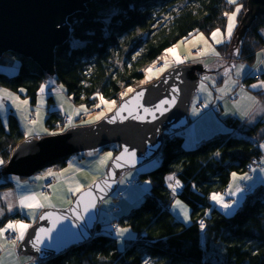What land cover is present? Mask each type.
<instances>
[{"label":"trees","instance_id":"trees-1","mask_svg":"<svg viewBox=\"0 0 264 264\" xmlns=\"http://www.w3.org/2000/svg\"><path fill=\"white\" fill-rule=\"evenodd\" d=\"M237 4L244 7L237 28L240 34L248 0ZM236 6L228 0L91 2L86 12L67 18L70 40L55 51L54 77L76 105L94 109L100 97L119 103L131 93H127L129 89L145 80L149 65L168 49L198 33L210 36L217 29H225V13L233 12ZM263 31L264 14L255 19L241 40L242 62L252 63L256 50L264 46ZM228 47L226 44L219 49ZM13 58L20 60V65L12 77L2 69L0 90L5 88L28 99L33 109L48 74L15 53H5L0 65L10 64ZM49 101L55 103L53 97ZM224 123L227 132L194 147H189L181 134L166 135L158 160L139 173L141 180L150 181L149 193L139 206L115 219L138 235L123 251L113 235L101 233L43 264H264V185L256 189L248 186L256 171L249 165L256 159L257 169L261 167L258 147L264 140L260 136L264 121L248 125L228 118ZM46 125L51 131L62 130V116L49 109ZM24 140L17 116L11 112L4 122L0 111V160L4 162L0 165L11 159ZM112 147L116 154L119 145L98 150ZM70 158L49 167L66 168ZM233 174L251 177L241 186L252 192L244 196L236 212L228 215L213 205L211 197L224 194L228 188L230 191ZM169 175H174L180 186L171 189L166 180ZM9 178L5 169L0 170V193L14 187ZM175 197L191 210L190 225L177 221L170 212ZM228 201L231 203L233 197ZM200 219L205 221L203 228L198 224ZM11 220L13 217H7L4 222Z\"/></svg>","mask_w":264,"mask_h":264},{"label":"water","instance_id":"water-1","mask_svg":"<svg viewBox=\"0 0 264 264\" xmlns=\"http://www.w3.org/2000/svg\"><path fill=\"white\" fill-rule=\"evenodd\" d=\"M95 1L99 0H0V59L5 53H15L54 76L55 51L70 37L66 18L85 12ZM262 14L264 0H248L242 31L236 32L228 55L240 57L246 30ZM202 70L200 64L168 70L158 80L136 89L97 124L40 140L30 138L18 146L6 173L31 178L60 159L119 145L106 175L78 194L70 208L45 210L39 216L19 248L21 255L46 261L95 237L99 208L116 190L120 174L158 158L165 131L179 132L189 125V107L198 93L197 74ZM140 92L143 95L137 99Z\"/></svg>","mask_w":264,"mask_h":264},{"label":"rangeland","instance_id":"rangeland-1","mask_svg":"<svg viewBox=\"0 0 264 264\" xmlns=\"http://www.w3.org/2000/svg\"><path fill=\"white\" fill-rule=\"evenodd\" d=\"M240 1L241 0H237V3ZM231 13H229V15ZM228 22L227 16V26ZM227 26L223 30L217 29L221 33V35L217 37V39L222 41L221 43H217L216 40L212 38V34L208 36L204 33H198L189 40L179 43L173 48V50L175 49L173 53L167 51L160 60L149 65L146 70L145 80L140 82L136 87H133L131 91H127V93H132L135 89H138V87H143L147 85L148 82L159 79L171 67L182 64L183 59L185 58L187 63L184 67L188 68L200 64L203 68L202 72L197 74L200 78L199 90L193 98L189 108V117L193 120V123L197 126H204L208 124V122L213 123L215 118L222 121L228 117H236L235 115H241L244 119L245 117L251 116L252 119L243 121L244 123H248V125H254L259 121H264V84L261 83L264 82V47L260 46L256 50L254 54L255 58L252 63L242 62L240 60L242 59L241 55L240 57L229 55L232 59L226 62L224 60L215 61L216 59L208 58L209 56H217L215 53H219V55L221 53L225 55L229 53L231 42L227 44L229 47L226 48V50L219 49L220 46H223L222 44L224 43L225 38H229L227 34ZM213 49L215 50V53L212 51ZM176 56H179L182 62H177ZM12 60L16 62L18 66L20 65V60L16 58L9 59L8 62H11ZM165 63L168 65L167 68L164 67ZM3 64L0 65V72L4 70V73L9 75V77H12L14 71L12 70L11 65L9 63L5 65ZM159 64L162 67L161 71L157 70ZM257 65L261 66V68ZM148 69H151V72H149ZM254 69L255 71H253ZM247 77L252 80L250 84L244 83V80ZM253 85H257V87L253 88ZM1 91L15 96V101L11 105H2L8 101L5 97L0 101V111L3 121L7 122L8 115L12 112L17 116L25 137L35 139H40L41 137L49 135L62 134L63 132V130L51 131L47 127L46 120L49 109H54L61 116H69L74 122L76 129L97 124L116 110L120 104L118 102L112 104V101H108L104 98L102 100L100 97L98 106L94 109H89L85 105H76L67 95L63 85L59 84L56 78L52 75L48 76L42 84L37 106L33 109L28 99L8 91L5 88H2ZM234 93L238 94V98H232ZM50 97L54 98V104L50 103ZM200 100L204 102L205 106H214V111L198 109ZM24 101H27V103L25 104ZM105 101L107 103H105ZM221 107L223 108V111L221 110ZM100 113H103L104 115L101 116L100 119H96V116ZM227 131L228 130L225 126V128L185 142L189 147H194L213 135ZM260 136L264 137V128L262 129ZM258 150L261 152L262 157V160L259 162L261 167L256 169L253 178L248 181V186L254 189L264 185V140L260 143ZM108 153H111V157L107 155ZM114 155L113 147L110 150L103 152L99 150L89 151L84 154V157H79L78 155L72 156L70 158V164L61 172H59L60 170L57 169V166H52L38 174L36 173L33 177L28 179L11 176L14 187L0 193V227L3 223L4 227L10 223V221L7 223L4 222L7 217H13L21 211V213L27 218L21 223L29 225L25 231L26 235L30 227L36 223L40 214L45 210H63L68 208L72 204L74 196L89 187V185L102 179L106 175L108 166ZM152 162L154 163L156 161H151L137 169L126 171L127 178H133L135 174H139L140 171L146 169V167L152 164ZM235 176V179L232 178L229 191L233 197V201L230 203L225 200L222 195L217 194L223 198V203L231 204V208L225 209L223 208L222 203L211 199L213 205L219 207L228 215H231L239 209L238 207L242 204L245 195L243 188V191L241 192L236 191L237 188L243 184L245 179H240L242 175L235 174ZM54 177L57 178L59 182L55 185L53 194L50 196L47 195L49 200L45 201V194L42 193V188L45 183L44 181ZM169 177H173V179L170 180ZM166 180L171 189H173L174 186H177V180L174 175L167 176ZM149 187L150 181L148 180H142L138 187L132 188H126L125 182L122 181L118 187L119 191L123 193L122 197L115 199L117 196H111L104 202L101 216L108 219L110 224L102 227L99 231L100 233L111 234L116 237L118 247L121 251L125 249L126 242L137 238V234L131 227L122 225H120L119 231H115L112 224L113 219L126 215L131 209L139 206ZM70 188H79V190L69 191ZM16 196L20 198V201L23 197L35 196V201H27L26 203L51 204L54 206H21L20 202H15ZM177 201H180L179 205L177 204ZM118 206L122 208V211L114 214L112 208ZM185 211L187 212V216H185ZM171 212L177 221L186 225L192 223L191 210L185 205V203L176 197L171 205ZM120 229H127L128 231L121 234ZM11 247V244L4 240L3 236H0V264H19V260L26 261L31 259L33 261L35 259L34 257L18 258L17 254L11 249ZM147 264H150V262H147Z\"/></svg>","mask_w":264,"mask_h":264},{"label":"bare ground","instance_id":"bare-ground-1","mask_svg":"<svg viewBox=\"0 0 264 264\" xmlns=\"http://www.w3.org/2000/svg\"><path fill=\"white\" fill-rule=\"evenodd\" d=\"M247 11H248V7H247ZM86 12V11H85ZM246 14V13H245ZM75 15V14H74ZM72 17V16H71ZM67 18H69V17H67ZM67 18H66V21H67ZM68 23V22H67ZM70 34H71V31H70ZM70 40V37H69V39L66 41V43L68 42ZM224 45H226V44H224ZM176 47V46H175ZM264 47V46H263ZM173 49V48H172ZM165 55V54H164ZM4 56V55H3ZM18 56H20V55H18ZM22 57V56H21ZM220 57H222V58H220ZM23 58H25V57H23ZM208 58H211V59H216L215 61H218V60H224L225 62L226 61H228V60H231L232 58L231 57H229V55L227 54V55H225V54H220V55H217V56H209ZM26 59H28V58H26ZM31 60V59H30ZM34 62V61H33ZM35 63V62H34ZM187 63V61H186V59L184 58L183 59V62H182V64H180V65H178V66H174V67H171L169 70H171V69H177V68H180V67H184L185 66V64ZM12 64H13V61H11L10 62V65H11V68H12ZM36 64V63H35ZM258 67H260L261 68V66H259V65H257ZM18 65L16 66V70L18 69ZM187 68V67H186ZM6 69V68H5ZM13 70V69H12ZM16 70H13L14 72L16 71ZM157 70L158 71H161L162 70V67H161V65L159 64L158 65V67H157ZM253 71H255V69L253 70ZM4 72V71H3ZM264 73V72H263ZM198 74H200V73H198ZM48 76H50V75H48ZM55 76V75H54ZM249 77V76H248ZM248 77L244 80V83H245V81L248 79ZM254 77V76H253ZM156 80H158V79H156ZM155 80V81H156ZM154 82V81H153ZM152 83V82H151ZM150 84V83H149ZM149 84H147V85H149ZM147 85H145V86H147ZM139 88V87H138ZM136 90V89H135ZM134 90V91H135ZM133 91V92H134ZM132 92V93H133ZM132 93H130L129 95H131ZM234 94H236V98H238V94L237 93H234ZM233 94V95H234ZM128 95V96H129ZM128 96H126V97H124L119 103H121L124 99H126ZM233 98V97H232ZM192 103V102H191ZM199 105H202L203 107H205V105H204V102H200L199 104H198V109H201V110H203ZM190 106H191V104H190ZM212 107H214V106H212ZM190 108V107H189ZM215 109V108H214ZM214 109L213 110H211V108H208V110H210V111H214ZM219 113H220V111H219ZM188 114H189V112H188ZM107 117V116H106ZM69 121H71V123H69ZM62 122H63V128H62V130H63V132H62V134H64L65 132H67V131H69V130H72V129H75V125H74V122L72 121V119L69 117V116H67V115H64V116H62ZM189 122H191L190 121V119H189ZM189 125H190V123H189ZM188 125V126H189ZM188 126L186 127V128H188ZM186 128H184L183 130H181V131H179V132H173V131H171V130H167V131H165L164 132V134H165V140H166V135H168V136H172V135H174V134H181L182 136H183V131L186 129ZM59 130H61V129H59ZM57 135H59V134H57ZM61 135V134H60ZM50 136V135H49ZM49 136H45V137H49ZM184 137V136H183ZM42 138H44V137H41L40 139H42ZM27 139H30V138H26L25 137V140H27ZM33 139H35V138H33ZM40 139H35V140H40ZM24 140V141H25ZM23 141V142H24ZM112 146V145H111ZM16 151V150H15ZM118 151H119V149H118ZM15 153V152H14ZM85 154V153H84ZM84 154H78V155H80V157H84ZM13 156V155H12ZM160 156V155H159ZM72 157V156H71ZM12 158V157H11ZM159 158V157H158ZM158 158H156V159H154V160H152V161H157L158 160ZM11 160V159H10ZM9 160V161H10ZM256 160V159H255ZM255 160H253L252 161V163L255 161ZM261 160H262V158H261ZM9 161L6 163V164H4V165H0V170H2V169H5V171H6V169H7V165H8V163H9ZM257 161V160H256ZM71 162V161H70ZM70 162H69V164H70ZM151 162V161H150ZM155 163V162H154ZM153 162H152V164H154ZM251 163V164H252ZM68 164V165H69ZM250 164V165H251ZM51 165V164H50ZM250 165H249V167H250ZM257 167H259V166H257L256 164L254 165V167L252 168V170L254 171L255 169H257ZM47 168H49V165L47 166V167H45L44 169H42V170H40L39 172H41V171H43V170H45V169H47ZM57 169L58 170H60L59 172H61V171H63V169H65V168H60V167H58L57 166ZM250 169V168H249ZM129 171V170H128ZM39 172H37V174L39 173ZM126 172V171H125ZM125 172H123V173H121L120 174V177H119V179H118V185H117V188H116V190L111 194V196H117L115 199H119L120 197H122V195H123V193L122 192H120L119 191V189H118V187H119V185H120V183L123 181V182H125V184H126V188H132V187H138L140 184H141V179H140V175L139 174H135L134 175V177L133 178H127V174L125 173ZM142 171H140V173H141ZM8 175V174H7ZM11 176H13V175H9V179L11 180ZM16 177V176H15ZM20 178V177H19ZM137 178H138V180H137ZM21 179H28V178H21ZM12 181V180H11ZM45 183H44V185H43V188H42V193L43 194H45V195H48V196H50V195H52L53 194V189H54V187H55V185L59 182L58 180H57V178H51V179H47V180H45L44 181ZM45 186H51V191H48V190H45L44 191V188H45ZM151 187V186H150ZM150 187H149V189H148V191H147V193L143 196V199L142 200H144V198H145V196L149 193V191H150ZM230 187V186H229ZM88 188V187H87ZM87 188H85V189H87ZM240 189H244V191H245V195L244 196H248V195H250L251 194V192H252V189L251 188H249V187H247V186H240L239 187ZM246 188L247 189H249V194H247L246 193ZM84 189V190H85ZM10 190V189H9ZM84 190H82L81 192H83ZM80 192V193H81ZM225 193L224 194H220V195H222L223 197H224V199L225 200H229V198L230 197H232V195L229 193V188H228V190H226V191H224ZM80 193H78V194H80ZM175 193V192H174ZM78 194L76 195V196H74V200H75V198L78 196ZM217 195V194H216ZM111 196H109V197H111ZM108 197V198H109ZM107 198V199H108ZM106 199V200H107ZM74 200H73V202H74ZM105 200V201H106ZM104 201V202H105ZM15 202L16 203H19L20 202V198L18 197V196H16V198H15ZM73 202H72V204H73ZM104 202L101 204V206H100V208H99V214H98V225H97V228H96V231H95V237L98 235V234H101L100 233V229L102 228V227H104V226H106V225H108V224H110L109 222H108V219H106V218H103L102 216H101V211L103 210V206H104ZM71 204V205H72ZM70 205V206H71ZM70 206L68 207V208H70ZM68 208H66V209H68ZM66 209H63V210H66ZM122 208L121 207H113L112 208V212L114 213V214H117V213H119L120 211H122L121 210ZM50 210H54V209H50ZM169 210H170V212H171V206H170V208H169ZM172 213V212H171ZM18 215H19V217L18 218H14V216H13V220H11L10 222H22V221H25L27 218L24 216V214L23 213H21V211L20 212H18L17 213ZM41 215V214H40ZM174 216V215H173ZM39 218V217H38ZM119 217H117V218H115V219H118ZM115 219H113V222H112V224H113V229L115 230V231H119V228H120V224L116 221L115 222ZM176 219V218H175ZM38 220V219H37ZM201 221H203V225L205 226V221H204V219H200L199 220V222H198V224L201 226ZM36 223H37V221H36ZM35 223V224H36ZM34 224V225H35ZM33 225V226H34ZM4 226L3 225H1V227L0 228H3ZM32 227H30V229H31ZM29 229V230H30ZM9 231H12L11 229H9L4 235H3V239L4 240H6L7 242H9L10 244H11V249L17 254V256H18V258H20V257H29V256H23V255H21L20 254V252H19V248H20V246H21V244H22V242H23V240L25 239V237H26V235L24 236V238H23V240H20L18 237H19V232L18 231H15L17 234H13V233H10ZM27 234V233H26ZM102 234H104V233H102ZM144 236H145V234H144ZM94 237V238H95ZM93 238V239H94ZM116 238V237H115ZM137 238H138V235H137ZM137 238L135 239V240H137ZM13 239H15L16 240V244L15 245H13L12 243H11V241L13 240ZM92 239V240H93ZM117 239V238H116ZM127 243V242H126ZM86 244V243H85ZM118 244V243H117ZM128 245V243L125 245V247ZM73 248H75V247H73ZM119 248V247H118ZM71 250V249H70ZM68 252V251H67ZM0 255H1V252H0ZM64 255V254H63ZM32 258V257H31ZM35 259L32 261L31 259L30 260H26V261H22V260H19V264H43V263H45V262H47L48 260H46V261H41V260H39L38 258H36V257H34ZM57 258V257H56ZM52 259H54V258H52ZM50 260V259H49Z\"/></svg>","mask_w":264,"mask_h":264},{"label":"snow or ice","instance_id":"snow-or-ice-1","mask_svg":"<svg viewBox=\"0 0 264 264\" xmlns=\"http://www.w3.org/2000/svg\"><path fill=\"white\" fill-rule=\"evenodd\" d=\"M229 3H230V4L237 5V6L235 7V10H234L230 15H229L228 13H225V15L228 16V21H229V22H228V26H227V34H228V37L231 38L232 31H233V28H234V26H235V22H236L237 15L240 13L241 8L243 7V5L237 4V0H229ZM219 35H221V33L219 32V30H217V31H215V32L212 33V38H213L214 40H216L217 43H221V42H222L221 40L217 39V37H218ZM201 38H202V37H201ZM168 51H169V52H174L173 49H168ZM212 51L215 53V50H214V49H213ZM201 54H203V53H201ZM215 54H216V55H219V53H215ZM174 55H175V53H174ZM176 60H177V62H182V61L180 60V57H179V56H176ZM164 67H165V68L168 67L167 63H165ZM148 71L151 72V69H148ZM261 83L264 84V82H261ZM252 87L255 88V87H257V85H253ZM42 90H43V89H42ZM129 91H131V89H129ZM142 95H143L142 92L138 93V94H137V99H138L140 96H142ZM101 99L103 100L102 97H101ZM24 103L26 104L27 101H24ZM105 103H107V102L105 101ZM111 103H112V104H115V101H112ZM164 103H167V101H165ZM125 107H126V105H125V106H122L120 110L123 111ZM145 111H148V110L145 109ZM103 115H104L103 113H100L98 116H96V119H100L101 116H103ZM69 123H71V121H69ZM30 134H31V133H30ZM127 151H128V150L125 149V152H127ZM107 155H108L109 157H111V153H108ZM130 155H131V156H134L135 153H131ZM3 163H4V162H3L2 160H0V164H3ZM233 178H234V179L236 178L235 174H233ZM169 179L171 180V179H173V177H169ZM240 179H251V177H246V176H245V177H240ZM176 184H177V186H179V181H177ZM89 187L91 188V185H89ZM78 190H79V188H76V189H71V188H70V189H69V191H78ZM236 191H237V192H241V191H243V189L237 188ZM88 195L90 196L91 193L89 192ZM211 199L214 200V201H217V202L222 203V206H223V208H225V209H228V208H231V207H232L231 204L223 203V198H222L221 196L216 195V194H213L212 197H211ZM44 200H45V201H48V200H49V197H48L47 195H45V196H44ZM27 201H35V196L23 197V198L21 199V201H20L21 206H28V207H53V206H54V205H51V204H40V203H32V204H28V203H26ZM177 204L179 205V204H180V201H177ZM93 207H94V204H93ZM86 211H87V209H86ZM48 215L51 216V213H49ZM185 216H187V212H186V211H185ZM42 218H43V217H42ZM200 223H201V228H203V227H204V225H203V221H201ZM28 227H29V225L24 224V223H21V222H10V223L7 224L4 228H0V236H3V235H4L9 229H11V230L14 231V232H15V231H19V237H18V238H19L20 240H23L24 235H25V231H26V229H27ZM40 231H41V232H45L46 230H45V229H41ZM127 231H128L127 229H120V233H121V234H123L124 232H127ZM49 238H50V237H49ZM36 242H37V243L40 242L39 237H37V241H36ZM11 243H12L13 245H15V244H16V240L13 239V240L11 241ZM34 246H35V245H34ZM37 250H39V249H37Z\"/></svg>","mask_w":264,"mask_h":264},{"label":"crops","instance_id":"crops-1","mask_svg":"<svg viewBox=\"0 0 264 264\" xmlns=\"http://www.w3.org/2000/svg\"><path fill=\"white\" fill-rule=\"evenodd\" d=\"M243 9H244V7L241 8L240 13L237 15V19H236V23H235L237 25H235L236 27L234 26V30L232 31V35H231V39L225 38L224 43L222 45L229 44L230 42L232 43L233 38H234V36L236 34V31H237L239 16H240L241 12L243 11ZM263 37H264V31H263ZM174 51H175V49H174ZM261 58H262V55H261ZM16 66H17V63L13 61L12 69L16 70ZM3 97H5L8 100L6 103L2 104L3 106L11 105L15 101V96H13L11 94L4 93V92H2L0 90V101H1V99ZM199 102H203V101L200 100ZM221 110L223 111L222 107H221ZM235 116L236 117H228V118L241 119L242 122L246 121V120H249V119H252L251 116L245 117V119H244V117H241V115L240 116L239 115H235ZM228 118H226V119H228ZM189 119L191 121L190 125L188 126V128H186L183 131V136H184L185 141L193 139V138H196V137H199V136H202V135H205V134H208V133H211L213 131H216V130H219V129H222V128H225L224 121L226 119L220 121V120H217V118H215V121L213 123H209L208 122V124H206L204 126H197L195 123H193V120L190 117H189Z\"/></svg>","mask_w":264,"mask_h":264},{"label":"built area","instance_id":"built-area-1","mask_svg":"<svg viewBox=\"0 0 264 264\" xmlns=\"http://www.w3.org/2000/svg\"><path fill=\"white\" fill-rule=\"evenodd\" d=\"M220 58H222V57H220ZM233 98H236V94H234L233 96H232ZM203 110H206V111H210V110H208V108H211V110H213L214 109V107H212V106H205V107H203L202 105H199ZM256 164V160L250 165V169H252L253 167H254V165ZM137 180H138V178H137ZM45 190H48V191H51V186H45V188H44V191ZM246 193L247 194H249L250 192H249V189H247L246 188ZM10 233H13V234H17L16 232H14V231H9Z\"/></svg>","mask_w":264,"mask_h":264}]
</instances>
